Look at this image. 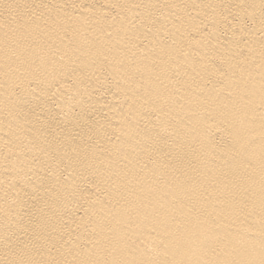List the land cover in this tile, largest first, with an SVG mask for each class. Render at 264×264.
<instances>
[{"label":"bare ground","instance_id":"6f19581e","mask_svg":"<svg viewBox=\"0 0 264 264\" xmlns=\"http://www.w3.org/2000/svg\"><path fill=\"white\" fill-rule=\"evenodd\" d=\"M0 264H264V0H0Z\"/></svg>","mask_w":264,"mask_h":264}]
</instances>
